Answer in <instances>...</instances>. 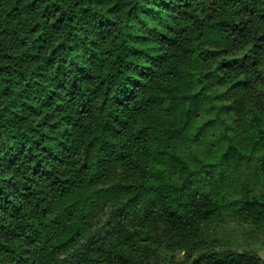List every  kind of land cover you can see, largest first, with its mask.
Segmentation results:
<instances>
[{"label": "clouds", "instance_id": "obj_1", "mask_svg": "<svg viewBox=\"0 0 264 264\" xmlns=\"http://www.w3.org/2000/svg\"><path fill=\"white\" fill-rule=\"evenodd\" d=\"M0 264H264V0H0Z\"/></svg>", "mask_w": 264, "mask_h": 264}]
</instances>
